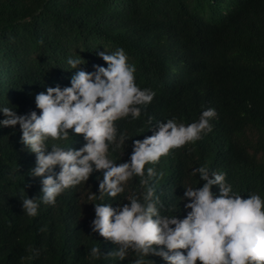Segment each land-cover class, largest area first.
<instances>
[{"label": "trees", "instance_id": "trees-1", "mask_svg": "<svg viewBox=\"0 0 264 264\" xmlns=\"http://www.w3.org/2000/svg\"><path fill=\"white\" fill-rule=\"evenodd\" d=\"M98 47H123L136 82L157 92L140 120L117 122L130 137L151 135L149 116L188 123L203 108L217 110L211 133L155 165L165 173L157 191L166 203L179 211L181 186L199 185L190 171L202 164L226 171L238 193L264 196V0H0V104L19 114L34 110L35 93L69 84V56L79 54L87 71L106 66ZM19 136V125L0 128V264H121L85 258L93 244L105 254L115 247L91 232L97 201L89 196L98 194L99 173L55 206L41 203L38 216L23 214L20 198L39 197L40 178L28 175L35 155ZM83 143L73 134L65 146ZM29 248H40V256L29 259Z\"/></svg>", "mask_w": 264, "mask_h": 264}, {"label": "clouds", "instance_id": "clouds-1", "mask_svg": "<svg viewBox=\"0 0 264 264\" xmlns=\"http://www.w3.org/2000/svg\"><path fill=\"white\" fill-rule=\"evenodd\" d=\"M103 49L98 47L96 55L106 66L93 64V71L81 67L79 54L69 56V84L35 93L34 110L19 114L16 105L0 104V128L19 125V142L35 155L28 175L40 178L39 197L20 198L23 214L38 216L41 203L55 206L66 190L88 184L95 172L91 232L115 247L105 254L93 244L86 248V259L155 264L149 258L155 256L164 264H264V196L259 192L238 193L226 171L206 164L190 171L199 185L181 186L179 211L157 191L165 173L155 165L211 133L217 110L203 108L188 123L176 116L153 123L149 116L151 135L130 137L117 122L140 120L157 92L136 82V66L123 47ZM73 134L82 137L79 148L65 146ZM120 150V158H113ZM130 183L138 186L130 188ZM28 251L29 259H36L42 250Z\"/></svg>", "mask_w": 264, "mask_h": 264}]
</instances>
